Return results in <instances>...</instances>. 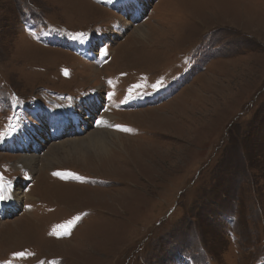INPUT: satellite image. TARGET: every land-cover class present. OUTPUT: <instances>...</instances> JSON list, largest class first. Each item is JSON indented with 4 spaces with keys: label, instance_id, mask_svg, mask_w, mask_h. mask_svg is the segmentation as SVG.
<instances>
[{
    "label": "rangeland",
    "instance_id": "374dc122",
    "mask_svg": "<svg viewBox=\"0 0 264 264\" xmlns=\"http://www.w3.org/2000/svg\"><path fill=\"white\" fill-rule=\"evenodd\" d=\"M0 186V264H264V0H0Z\"/></svg>",
    "mask_w": 264,
    "mask_h": 264
},
{
    "label": "bare ground",
    "instance_id": "6f19581e",
    "mask_svg": "<svg viewBox=\"0 0 264 264\" xmlns=\"http://www.w3.org/2000/svg\"><path fill=\"white\" fill-rule=\"evenodd\" d=\"M91 6L94 7V5H92V4H91ZM94 8H96V7H94ZM137 31L138 30H136V32ZM68 111H70V110H68ZM73 112H74V110H72L70 112V114L73 113ZM106 120L109 121V118H106ZM100 121H102V120H100ZM103 121H105V119ZM103 123H105V122H103ZM58 124H59V122H57L56 124L52 125V126H54V127H52V128H54V130H51L50 132L52 133L51 135H52L53 138H56V137L60 136L61 134L62 135L65 134L64 133L66 131L65 127L62 128V129L60 127L59 128H55V127H58V126H56ZM103 129L104 128L95 129V130H92L91 132H88L87 134L85 132V133L81 134L80 138L74 139L73 141L72 140H67V141L57 142V143H54V144L50 145L49 148L47 149L46 155L44 156V154H43V156H44L43 160L39 159V158H37L35 156H32V155H28V156L26 155V156H24V157H22L20 159L23 161L22 163L24 165H27V167H29V168H30V166L32 168V166H34L35 163L36 164L37 163H43V165H47L46 167H49L48 165L52 161L60 162L59 160L61 159V157L59 158L58 156H60L62 154L64 155L63 157L66 158V159L67 158H69V159L71 158V160H73V159H75V160H80L81 159L82 160L83 157L88 155L90 152L94 151V152L100 154L103 151H105L107 149V147L116 148V149H119V148L123 149V146H121V144L119 145L118 142H119V140H121V138H124L126 140L128 138H125L123 136H120V135H117L115 133H112L111 130L110 131H106V130H103ZM78 131H79V129H78ZM82 135H84V136H82ZM111 137L114 138V141H113V138H111ZM31 141H32V144H34V145H37V143H38L33 138H32ZM128 141H130V139ZM54 185L57 186V187H61V188L63 187V189H75V188L78 187V186H74V185H70V184H64L63 185V184H60V183H55ZM79 188H80V186H79ZM83 188H85V187H83ZM15 196L18 197V193H15Z\"/></svg>",
    "mask_w": 264,
    "mask_h": 264
},
{
    "label": "snow or ice",
    "instance_id": "6c2138e0",
    "mask_svg": "<svg viewBox=\"0 0 264 264\" xmlns=\"http://www.w3.org/2000/svg\"><path fill=\"white\" fill-rule=\"evenodd\" d=\"M125 2L131 3V2H133V0H125ZM105 54H106V50H105ZM9 199H11V196L4 195L3 194V187L0 186V203L4 202L6 200H9Z\"/></svg>",
    "mask_w": 264,
    "mask_h": 264
}]
</instances>
